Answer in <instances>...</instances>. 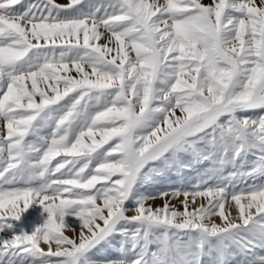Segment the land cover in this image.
<instances>
[{
	"label": "snow or ice",
	"instance_id": "snow-or-ice-1",
	"mask_svg": "<svg viewBox=\"0 0 264 264\" xmlns=\"http://www.w3.org/2000/svg\"><path fill=\"white\" fill-rule=\"evenodd\" d=\"M0 264H264V0H0Z\"/></svg>",
	"mask_w": 264,
	"mask_h": 264
},
{
	"label": "rangeland",
	"instance_id": "rangeland-1",
	"mask_svg": "<svg viewBox=\"0 0 264 264\" xmlns=\"http://www.w3.org/2000/svg\"><path fill=\"white\" fill-rule=\"evenodd\" d=\"M59 3H67V0H58ZM205 2H208V0H205ZM101 43H103V41H101ZM75 75V73H73ZM177 116H181L182 114L177 111L176 113ZM163 127H165L166 129V125ZM186 188V189H190V185L187 184V183H183L180 179L179 176H176V175H172L170 178H164L161 180V182H159L158 184L156 185H153L152 187H150L148 189L149 192H152V193H158L160 191H171L173 189H176V188ZM170 199V197H169ZM183 199V197L177 199V200H174L172 201V204L179 210H183L182 207H181V204H180V201ZM164 200L163 199H156L154 201H149V203L153 206V207H161L163 206L164 204ZM204 203H207L206 201ZM228 208L231 209L232 211V214L233 216H235L237 214V209L235 208V206L231 203H229L227 205ZM217 222H219V220L217 219ZM68 235H72L70 232L69 233H66Z\"/></svg>",
	"mask_w": 264,
	"mask_h": 264
},
{
	"label": "bare ground",
	"instance_id": "bare-ground-1",
	"mask_svg": "<svg viewBox=\"0 0 264 264\" xmlns=\"http://www.w3.org/2000/svg\"><path fill=\"white\" fill-rule=\"evenodd\" d=\"M165 126V125H164ZM162 127H163V125H162ZM165 128V127H164Z\"/></svg>",
	"mask_w": 264,
	"mask_h": 264
}]
</instances>
